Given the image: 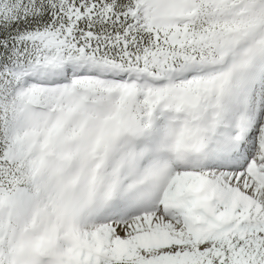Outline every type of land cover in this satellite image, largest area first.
Instances as JSON below:
<instances>
[{
    "label": "snow or ice",
    "instance_id": "obj_1",
    "mask_svg": "<svg viewBox=\"0 0 264 264\" xmlns=\"http://www.w3.org/2000/svg\"><path fill=\"white\" fill-rule=\"evenodd\" d=\"M0 264H264V0H0Z\"/></svg>",
    "mask_w": 264,
    "mask_h": 264
}]
</instances>
